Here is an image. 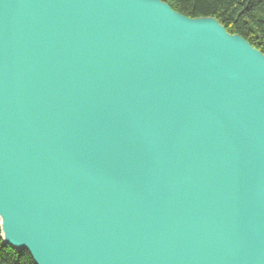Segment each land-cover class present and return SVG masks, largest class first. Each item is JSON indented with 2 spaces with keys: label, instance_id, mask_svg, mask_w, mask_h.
<instances>
[{
  "label": "water",
  "instance_id": "obj_1",
  "mask_svg": "<svg viewBox=\"0 0 264 264\" xmlns=\"http://www.w3.org/2000/svg\"><path fill=\"white\" fill-rule=\"evenodd\" d=\"M0 222L36 264H264V53L163 0H0Z\"/></svg>",
  "mask_w": 264,
  "mask_h": 264
},
{
  "label": "trees",
  "instance_id": "obj_2",
  "mask_svg": "<svg viewBox=\"0 0 264 264\" xmlns=\"http://www.w3.org/2000/svg\"><path fill=\"white\" fill-rule=\"evenodd\" d=\"M191 18L215 17L227 31L239 34L264 53V0H163ZM0 264H36L27 250L8 245L0 222Z\"/></svg>",
  "mask_w": 264,
  "mask_h": 264
}]
</instances>
